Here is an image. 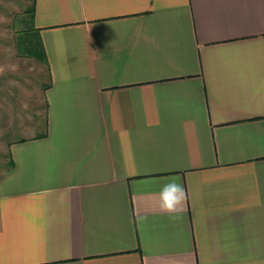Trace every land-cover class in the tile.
Wrapping results in <instances>:
<instances>
[{
	"label": "crops",
	"instance_id": "crops-1",
	"mask_svg": "<svg viewBox=\"0 0 264 264\" xmlns=\"http://www.w3.org/2000/svg\"><path fill=\"white\" fill-rule=\"evenodd\" d=\"M32 22L47 135L10 146L0 264H264V0H36Z\"/></svg>",
	"mask_w": 264,
	"mask_h": 264
},
{
	"label": "rangeland",
	"instance_id": "rangeland-1",
	"mask_svg": "<svg viewBox=\"0 0 264 264\" xmlns=\"http://www.w3.org/2000/svg\"><path fill=\"white\" fill-rule=\"evenodd\" d=\"M31 2L0 0V179L9 171L10 142L42 132L45 125L47 67L17 47L18 30L31 25L26 13Z\"/></svg>",
	"mask_w": 264,
	"mask_h": 264
},
{
	"label": "trees",
	"instance_id": "trees-1",
	"mask_svg": "<svg viewBox=\"0 0 264 264\" xmlns=\"http://www.w3.org/2000/svg\"><path fill=\"white\" fill-rule=\"evenodd\" d=\"M35 4H36V0H32L31 5L28 8V10L26 9V13H28L30 16L31 25L27 29L21 28V30L19 29L20 31L18 30V33L19 32H21V33L17 36V47H18V50L22 54H27L29 57L36 59L37 61L41 62L42 64H44L47 67L48 81L44 84V91H46V89L51 85V74H50V68H49L46 52H45L43 45H42V41H41L40 36L38 34L37 28L34 27L33 22H32V18L34 16V12H35ZM22 21H24L23 18H22ZM24 34H25V37H23ZM47 106H48V102H47V99L45 96L46 116H45L44 130L42 132L36 133L34 135V137H44L47 135V125H48ZM28 137H32V135L28 136ZM28 137H26V136L25 137L24 136L19 137L16 140H12L10 142L9 149H8L9 169L14 167V165H15V162H14V159L12 157L11 150H10L11 144L14 142H18V141H24V140L28 139Z\"/></svg>",
	"mask_w": 264,
	"mask_h": 264
},
{
	"label": "clouds",
	"instance_id": "clouds-1",
	"mask_svg": "<svg viewBox=\"0 0 264 264\" xmlns=\"http://www.w3.org/2000/svg\"><path fill=\"white\" fill-rule=\"evenodd\" d=\"M156 196L161 213L174 218H179L183 214L187 194L183 185L177 182L176 178L165 183Z\"/></svg>",
	"mask_w": 264,
	"mask_h": 264
}]
</instances>
